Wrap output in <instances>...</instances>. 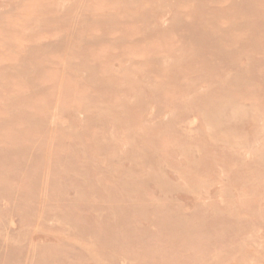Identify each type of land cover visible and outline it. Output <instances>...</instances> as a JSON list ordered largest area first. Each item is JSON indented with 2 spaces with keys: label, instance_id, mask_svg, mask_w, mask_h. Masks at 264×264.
<instances>
[{
  "label": "rangeland",
  "instance_id": "obj_1",
  "mask_svg": "<svg viewBox=\"0 0 264 264\" xmlns=\"http://www.w3.org/2000/svg\"><path fill=\"white\" fill-rule=\"evenodd\" d=\"M0 264H264V0H0Z\"/></svg>",
  "mask_w": 264,
  "mask_h": 264
}]
</instances>
